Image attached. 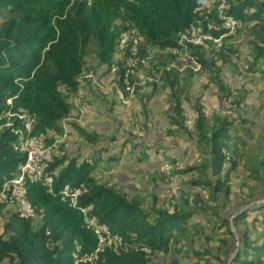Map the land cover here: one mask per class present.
<instances>
[{"label":"trees","instance_id":"trees-1","mask_svg":"<svg viewBox=\"0 0 264 264\" xmlns=\"http://www.w3.org/2000/svg\"><path fill=\"white\" fill-rule=\"evenodd\" d=\"M229 2L225 14L243 22L239 31H244L253 45L245 56L246 64H249L246 71L252 74L264 72V0ZM201 3L202 0H0V19L4 17L0 21V113L22 106L28 108L37 114L30 132L19 120H15L14 127H20L29 136L51 134L46 144L55 146L66 133L64 119L75 110L70 99L79 91L80 77L86 72L91 73L94 78H88L89 84L93 87L95 84V89L103 91L99 69L88 66L87 61L94 55L99 65L111 63L123 20L128 19L139 28L140 53L143 54L149 46L164 48L175 45V34L196 20L198 14L195 10ZM211 16L216 20L218 18L215 10ZM223 31L212 30V33L219 36ZM92 43L95 46L91 48ZM228 43L224 42L214 50L216 54L211 59L202 54L203 46L190 48H193L194 59L204 68L210 69L221 60L216 70L221 75L223 66L231 64L233 57H241L238 51L227 54V49L231 48ZM89 49H93L94 54L88 56ZM173 59L179 58L169 55L161 65L169 64ZM193 72L190 71L191 74ZM180 73L172 68L166 71L163 79L169 96L166 135L173 137L192 133L183 103L191 100L188 90L195 84V76L190 77V81L181 88V74L186 71ZM218 74L215 75V84L220 101L224 96L234 95V103L243 107L248 91L237 93ZM151 95L147 96L148 99ZM10 98L12 104L7 102ZM201 100L202 96H198L193 102L195 120L192 129L197 142L207 145L210 162L207 163V158L204 163L186 170L174 168L170 176L197 169L203 174L211 165L216 180L210 177L190 180L191 184L202 189L194 194L193 203L188 196H181V209L178 204L172 211L154 206L146 209L144 198H131L114 183L99 181L96 169L104 161L102 156L95 154L90 160H81L80 156L68 154L65 142H61L60 150L53 154L48 168L54 176L52 191L43 180L29 185L28 197L35 208V217L21 218L18 213H11L4 221L3 231L0 226V264L5 260L9 261L8 264H75L74 253L78 252V256L83 257L94 252L98 247V236L87 228L80 211V206L90 204L94 205L93 213L100 222L106 223L113 232L122 234L128 245V251L120 255L108 250L104 264H152L155 254L171 253L177 244L188 238L191 231L189 222L196 208L205 209L199 205L204 202L201 192L205 190L209 194L204 199L213 205L210 212L220 218L219 222H213V229L233 239L229 217L222 218L221 206L217 203L218 194L224 192L225 206L231 194V174L239 167L238 155L230 149L232 137L234 133L243 134L247 129L235 125V119L228 114L210 117L204 111ZM148 107L149 103L144 102L142 112L146 118ZM71 126L91 144H97L102 139L100 133L89 132L75 121L71 122ZM209 127L211 131L207 134L205 130ZM20 141L11 128H0V190L5 181L19 174L25 160ZM147 158L146 152L139 154L141 161ZM107 159L112 162L122 158L111 154ZM227 161L231 164L225 171ZM171 162L175 167L178 165L177 159ZM263 164L264 159L258 162V166L252 163L247 176L262 180ZM66 184L83 185L87 189L79 197L78 207L70 206L62 198L60 191ZM152 196L155 204L157 198L154 194ZM255 210L260 211L261 217L252 220L250 214ZM3 214L2 210L0 216ZM232 217L235 226L244 221L251 222L253 228L246 226L229 264H264V203L248 207ZM38 219L41 225L34 229ZM254 232L256 237L252 238ZM220 241L229 245L224 238ZM192 255H196L198 260L212 261L197 250L189 259ZM173 263L177 264L176 260Z\"/></svg>","mask_w":264,"mask_h":264},{"label":"rangeland","instance_id":"rangeland-1","mask_svg":"<svg viewBox=\"0 0 264 264\" xmlns=\"http://www.w3.org/2000/svg\"><path fill=\"white\" fill-rule=\"evenodd\" d=\"M229 5V0H202L199 7H202L201 10L206 12H213L215 10L216 13L224 16L225 10ZM3 19L4 17L0 21ZM224 42H229L228 45H231V48L227 49V54L232 53V51H238L241 57L237 59L233 57L231 64L223 66L221 75L216 72L221 60L216 61L215 65L209 69L208 67L204 68L200 64H196L194 62V60L197 61L196 59H190L186 56L188 53L191 54V50L185 52V55L180 58L187 57L188 61H185L186 63L181 66L186 73L179 71L182 73H180L182 77L181 88H183L185 82L190 81V77L192 79L195 76L193 78L195 84L191 85L188 90L191 100L184 101L187 124L191 128V135L179 134L173 137L166 135V133L164 134L163 122L159 120L155 122L151 121L150 115L146 118L145 114L141 111V105L137 101H134L127 106L128 113L126 115H129L127 129H123L121 134L117 136H108L110 139L108 145L117 138L115 144L123 142L122 145H112L109 148L95 150L94 144L82 138L74 127L71 128V122L74 120L66 121V119L64 123L67 133L60 142H57L55 146H51L52 152L55 154L60 150L59 143L65 142L67 153L80 156L81 160H88L90 158L89 155L93 153L94 155L99 154L105 161V165L98 168L96 173L100 182L107 184L114 183V185L125 191L131 198H144L146 209L154 206L156 209L166 208L172 211L175 204H178L181 209L183 206V196H188L189 201L192 202L195 197L194 194L202 191V189L191 184L190 180L204 177L216 180V177L212 175L211 165L203 174L199 172L200 169H197L170 177L174 172V168L186 170L191 166L204 163L207 158V163L210 162L209 151L206 149L207 145L197 142V137L192 129L195 120L194 100L198 96H202L201 102L204 111L210 117L215 118L216 116L228 114L235 119V125L240 127L245 126V130L247 129V131H244L243 134L234 133L230 146V149L236 151L238 155L239 167L231 174V194L228 203L223 206L225 203L224 192L218 194L217 202L221 206L220 212L222 218L229 217L234 238L231 239V237L221 231L213 229V222H219L220 218H217L210 212L213 210V205L204 199L208 198L209 194L205 190V192H201L204 202L199 203L205 209L203 207L196 208L197 211L189 222L191 231L188 238L184 239L182 243L177 244L171 253L155 254V260L152 264H174V260H176L177 264H221L220 262L222 264H229L235 248L239 246V241L246 226L249 225L251 229L253 228L251 222L244 221L240 222L236 227L232 216L237 215L248 207H254L255 204L264 203V164L261 169L262 180L247 176L251 164L254 163L255 166H258V162L264 159V72L252 74L246 71L249 64H246L245 58L247 57L245 56L253 48V45L249 42L244 31H237L235 34L227 35L222 39V42L220 41L217 44L207 43L201 52L206 58L211 59V56L216 54L214 50H217ZM94 46L92 43L89 47L92 48ZM89 50L88 56L94 54L93 49ZM87 65L89 66L90 62L87 61ZM191 70L194 71L192 74L190 73ZM153 71H155L153 67L141 68L137 71L136 77L141 80L144 75L153 73ZM216 74L221 77L222 81L227 82L228 86L234 88L237 93L241 94L244 90L248 91L243 107L237 106L234 103V95L224 96L223 100L220 101L218 87L215 84V79H217ZM159 86L164 90L162 91L163 94L167 93L163 82H160ZM146 88H148L146 85L142 86L144 95L148 94L145 92ZM118 90L120 97L124 90ZM79 97L77 96L76 99ZM121 104L125 105L122 102ZM78 107L80 110L86 109L88 111L87 101L83 100ZM166 125L169 126L168 121H166ZM210 131L211 128L209 127L205 130V133L209 134ZM122 136L126 138L125 141H123ZM105 149H107V153H103ZM108 151H111V153ZM141 152L148 154V158L144 161L139 159ZM111 154H116L122 158L121 161L110 162L105 158ZM173 159L178 160L176 167L171 162ZM230 164L227 161L225 171L229 169ZM59 170L60 168H58ZM153 194L157 198L155 204L153 202ZM3 212L4 214L0 216L1 231H3L4 221L7 220L10 214L7 210H3ZM250 216L252 220L254 217L260 218V211H252ZM40 225L41 221L38 219L34 224V229H38ZM257 225L260 226V222ZM255 237L256 233L254 232L252 233V238ZM221 238L228 240L229 245L221 243ZM233 241H235L234 245ZM194 250L209 256L212 261L208 262L206 259L198 260L196 255H192L189 259ZM8 262V260H5L2 264H8Z\"/></svg>","mask_w":264,"mask_h":264},{"label":"built area","instance_id":"built-area-1","mask_svg":"<svg viewBox=\"0 0 264 264\" xmlns=\"http://www.w3.org/2000/svg\"><path fill=\"white\" fill-rule=\"evenodd\" d=\"M200 14L203 15L204 12L200 10ZM210 11L204 15V18H198L190 27L186 30L180 31L178 33V44L175 47H168L167 52L169 54L178 56L180 59L185 55V52L191 50V54L188 53L190 59L192 56L194 46H205L209 40H212L214 43L222 41L224 36L235 34L239 28L243 26V23L240 19L235 18L232 15H219L221 21L217 22L210 18ZM204 20L207 21L206 26L204 25ZM207 28V30L205 29ZM224 29L225 32L219 37H215L212 33V30ZM133 39V52H137L138 40L131 33H127L123 36L122 45L125 44L127 39ZM154 56V52L148 50L146 56L138 59L130 58L127 61L128 72L138 64L149 65L150 61ZM187 60L186 58H182ZM189 59V61H190ZM196 64H199L194 60ZM182 66V65H181ZM178 65L177 60H173L171 65L166 69L177 68L180 71H183L184 68H181ZM162 71L160 72V76ZM88 77L94 78L92 74H88ZM149 81L159 82L160 77L158 78H147ZM18 116L19 119L25 122L26 128L30 129L32 124L35 122V116H32L26 109L20 108L19 111L14 116ZM9 127H12V131L19 134L21 137V150L25 152V160L20 167L19 174L3 183V186L0 190V211L7 210L10 213H18L21 218H30L35 217L36 211L28 197L29 185L39 181L45 180L47 183H51L52 177L48 174V168L52 160V151L51 147L47 146L46 139L44 136H28L24 134L23 130L15 128L14 121L8 123ZM44 181V182H45ZM81 190H73L68 186L63 190V194L66 196H71L72 202L75 205L78 196L81 194ZM93 209V206L83 207L82 211L85 215V220L87 226L94 230L96 235L99 238V245L95 252L86 254L83 257H80L76 263L84 264H102L106 260L101 256L104 255L108 249L120 254L123 251H128V245L126 240L122 235L113 233L106 224H101L95 216H91L90 213ZM102 257V261H100Z\"/></svg>","mask_w":264,"mask_h":264},{"label":"clouds","instance_id":"clouds-1","mask_svg":"<svg viewBox=\"0 0 264 264\" xmlns=\"http://www.w3.org/2000/svg\"><path fill=\"white\" fill-rule=\"evenodd\" d=\"M200 10L202 9V7H198ZM198 8L195 10V12H197V14H198V17H196V20L198 19V18H204V15L207 13L206 11H204V10H202L203 12H204V14L203 15H201L200 14V11L198 10ZM123 10V9H122ZM211 13L212 12H210V14H209V16H210V18H212L213 20H215V21H217V22H219V21H221V19H220V17H219V15H220V13H217V16H218V18H217V20L216 19H214L212 16H211ZM222 15V14H221ZM226 14H224V16H225ZM233 16V15H232ZM235 17V16H234ZM236 18V17H235ZM239 19V18H238ZM195 20V21H196ZM194 21V22H195ZM193 22V23H194ZM243 23V22H242ZM192 24V23H191ZM190 24V25H191ZM122 29H121V33H120V36H119V39H118V43H117V46H116V49H115V53H114V56H113V60L111 61V63H105V64H103L102 66H101V69H99V71H100V76H101V84H102V82H103V80H104V78H105V76H109L110 78H111V80H113L114 81V85H115V87H117V89H123L124 91L121 93V96L119 97V100H120V102H122V103H126V104H131V100L132 99H138V101H139V104L141 105V111H142V105H143V103L144 102H147V103H150V101H151V99H152V97H153V95H154V93H155V91L157 90V88L158 87H160L159 86V84H160V82H163V79H164V77H165V73H166V71H169V70H171V69H169V70H167L166 68L168 67V66H170L171 65V63H172V61L174 60H171V61H169V64H165V65H161L162 63V61H164V60H167V56H169V55H172V54H169L166 50H167V48L168 47H175V46H177V44H178V33L180 32V31H183V30H180L178 33H176L175 34V45H173V46H170V45H167L166 47H164V48H161V47H159V46H149V47H147L146 48V50L144 51V53L143 54H141L140 53V46H139V44H140V39H141V34H140V30H139V28L138 27H136L130 20H128V19H126V20H123V22H122ZM190 25L187 27V28H185L184 30H186V29H188L189 27H190ZM219 30H222V29H219ZM240 30V28L237 30V31H239ZM225 31H223V33H224ZM129 34V33H131V34H133L134 36H135V38L138 40V44H137V52H133V50H132V46H133V39H127L126 40V42H125V44L124 45H122V39H123V36L125 35V34ZM223 33H221V34H223ZM220 34V35H221ZM219 35V36H220ZM215 37H219V36H216V35H214ZM224 37H226V36H224ZM223 37V38H224ZM222 38V39H223ZM212 40H209L208 41V43H214L213 41L211 42ZM222 42V41H221ZM215 44H217V43H215ZM222 45V44H221ZM204 47V46H203ZM148 50H151V51H153L154 52V56H153V58H152V60L150 61V64L149 65H143V64H138V65H136L135 67H133L129 72H128V66H127V61L130 59V58H133V59H138V58H142V57H144V56H146V54H147V52H148ZM155 50V51H154ZM159 50V51H158ZM158 51V52H157ZM162 54V55H161ZM92 56H94V55H92ZM96 57V56H95ZM185 61H187V60H184V59H177V62H178V65L179 66H181V65H183L184 63H186ZM188 62V61H187ZM156 66H158V67H156ZM149 67H153L154 68V70L155 71H153V73H148V74H146V75H144L143 76V78L141 79V80H139V79H137V77H136V73H137V71L139 70V69H141V68H149ZM159 69V70H158ZM173 69H175V70H178L177 68H173ZM162 71V74H161V76L159 75L160 74V72ZM178 71H180V70H178ZM88 74H91V73H85V74H83L81 77H80V82H81V80L82 79H86V80H88ZM121 76H122V78H123V80L121 81ZM148 77H152V78H158V77H160V79H159V82H157V81H149L147 78ZM143 85H146L148 88H146V90H145V92L146 93H148L147 95H144L143 94V92H142V86ZM102 87H103V84H102ZM151 87V88H150ZM150 94H152L151 95V97H150V99H148V95H150ZM167 95H168V93H167ZM7 102H8V104H12V98H10V99H8L7 100ZM168 102H169V96H168ZM20 108H24V109H26L32 116H35V122H36V117H37V114L36 113H33V112H31L28 108H26V107H19L18 109H16V110H8V111H4V112H1L0 113V128L1 127H4V126H6V127H8V128H11L12 129V127H9L8 126V123L9 122H11V120H13L14 121V125H15V120H19V121H21L22 123H24V125H25V122L23 121V120H21V119H19L18 118V116L16 115V116H14L15 115V112L17 113L18 111H19V109ZM143 113V112H142ZM144 114V113H143ZM65 120V119H64ZM34 122V123H35ZM33 123V124H34ZM32 124V125H33ZM26 127V126H25ZM17 128H19V127H17ZM31 128H32V126H31ZM31 128L30 129H28V128H26L27 129V131L28 132H30V130H31ZM18 136H19V138H20V140H21V137H20V135L19 134H17ZM27 135V134H26ZM29 136V135H28ZM32 136H44V138L45 139H47V137H50L51 136V134H46V133H41V134H39V135H32ZM110 140V139H109ZM21 142V141H20ZM109 142V141H108ZM21 145V144H20ZM51 147V146H50ZM102 148V147H101ZM101 148H99V149H101ZM51 151H52V149H51ZM52 156H53V152H52ZM91 158V157H90ZM90 158L88 159V160H90ZM52 161V160H51ZM103 161H101L99 164H98V166H97V169H96V173H97V171H98V168H99V165L102 163ZM48 174L52 177V181H51V183H47L45 180V182H44V184H46L48 187H49V189H50V191H52V189H53V183H54V176L48 171ZM17 176V175H16ZM98 176V175H97ZM15 177V176H14ZM40 181V180H39ZM39 181H36V182H34V183H37V182H39ZM100 181V180H99ZM102 183V182H101ZM33 184V183H32ZM69 187V188H72L73 190H76V189H81V190H83V191H81V194L78 196V198H77V200H76V204L74 205L73 204V202H72V198H71V196H66V195H64L63 194V190L65 189V187ZM87 189L83 186V185H81V186H74V185H72V184H66L63 188H62V190L60 191V194H61V196H62V198L64 199V200H67L68 202H69V204H70V206H72V207H78L79 205H78V199H79V197L86 191ZM90 205H92L93 206V209H92V211H91V213H90V215L91 216H95L97 219H98V217L93 213V211H94V205L93 204H90ZM90 205H87V206H90ZM87 206H80V211H81V213L83 214V216H84V221H85V223H86V226H87V222H86V220H85V215H84V213H83V211H82V208L83 207H87ZM2 211V210H1ZM7 212H9V211H7ZM11 214V213H10ZM3 218V217H2ZM98 221L100 222V220L98 219ZM101 223V222H100ZM101 224H106V223H101ZM107 225V224H106ZM108 226V225H107ZM109 227V226H108ZM87 228H89L88 226H87ZM91 229V228H90ZM109 229H110V227H109ZM91 230H93V229H91ZM111 230V229H110ZM94 231V230H93ZM112 231V230H111ZM113 232V231H112ZM113 233H116V232H113ZM96 234V233H95ZM116 234H120V233H116ZM120 235H122V234H120ZM123 236V235H122ZM123 238L126 240V238L123 236ZM99 239V238H98ZM98 245H99V243H98ZM97 249V248H96ZM96 249H95V251H96ZM78 250H79V248H78ZM109 250V249H108ZM107 250V251H108ZM94 251V252H95ZM107 251L106 252H104V255H102L101 254V256L103 257V258H105V260H106V254H107ZM111 251V250H110ZM113 252V251H112ZM91 253H93V252H91ZM113 253H115V252H113ZM117 254V253H116ZM121 254V253H120ZM120 254H118V255H120ZM74 256H75V264H80L79 262L78 263H76V261H78V259L80 258L79 256H78V252H76V253H74ZM102 257H101V259H100V261H102L103 259H102ZM106 262V261H105ZM104 262V263H105ZM104 263H102V264H104Z\"/></svg>","mask_w":264,"mask_h":264},{"label":"crops","instance_id":"crops-1","mask_svg":"<svg viewBox=\"0 0 264 264\" xmlns=\"http://www.w3.org/2000/svg\"><path fill=\"white\" fill-rule=\"evenodd\" d=\"M88 62H90L91 66H96L98 69H101L102 65L98 64L97 58L95 56H90L88 58ZM102 84L103 91H100L91 86L88 80L82 79L79 85V91L77 92V94H74L71 97V101L75 106V110L73 112L74 115L72 113V115L68 117L67 120L65 119L66 121L74 120L77 124L83 126L89 132L96 131L101 134L102 139L97 144L93 145L95 150L101 147L109 148L112 145H122L123 142H117L118 144H115V141L118 138L114 141H111L108 145V136H117L121 134L123 129H127V123L129 120V115L127 116L126 113H128L127 106H129L130 103H124L125 105L121 104L119 100V90L117 89V87H115L114 81L111 80L109 76H105ZM162 91L164 90H162L160 87L157 88L149 103L148 108L151 121L155 122L157 120H161L164 123L165 134L168 127L167 125H165V121H167L166 115L169 107V102L167 93L163 94ZM77 96L80 97L76 99ZM83 100L87 101L88 111L86 109L80 110L78 107V105H81V102ZM134 101H137L139 103L138 99H132L131 103H133ZM64 121L63 126L65 127ZM122 139L123 141L126 140L124 136H122ZM103 153H107V149H105ZM109 153H111V151ZM93 155L94 153L92 155H89V157ZM105 158H108V156ZM104 165L105 161L99 165V168L103 167Z\"/></svg>","mask_w":264,"mask_h":264},{"label":"water","instance_id":"water-1","mask_svg":"<svg viewBox=\"0 0 264 264\" xmlns=\"http://www.w3.org/2000/svg\"><path fill=\"white\" fill-rule=\"evenodd\" d=\"M232 227H233V220H232Z\"/></svg>","mask_w":264,"mask_h":264}]
</instances>
